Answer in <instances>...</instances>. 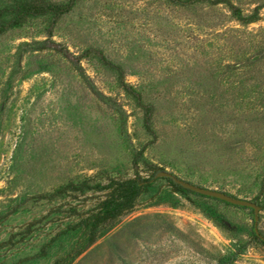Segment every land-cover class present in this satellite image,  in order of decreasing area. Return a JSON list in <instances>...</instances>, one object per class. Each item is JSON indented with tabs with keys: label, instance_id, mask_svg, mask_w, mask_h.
Masks as SVG:
<instances>
[{
	"label": "rangeland",
	"instance_id": "1",
	"mask_svg": "<svg viewBox=\"0 0 264 264\" xmlns=\"http://www.w3.org/2000/svg\"><path fill=\"white\" fill-rule=\"evenodd\" d=\"M27 1L0 0V264H264L250 207L160 177L93 243L68 227L102 192L51 196L166 170L257 203L264 235V0H45L70 6L13 26Z\"/></svg>",
	"mask_w": 264,
	"mask_h": 264
},
{
	"label": "trees",
	"instance_id": "2",
	"mask_svg": "<svg viewBox=\"0 0 264 264\" xmlns=\"http://www.w3.org/2000/svg\"><path fill=\"white\" fill-rule=\"evenodd\" d=\"M69 6L70 4L68 3H48L45 0H28L27 2L17 6V15L13 18L12 24L13 26H18L26 16L42 14L49 10L64 12L68 10ZM132 92L135 94H140V92H137L136 90H133ZM156 172L157 171H155L149 177L116 178L109 176L107 177V181L105 183L98 182L92 186L87 185L86 182H82L79 185L72 183L55 190L53 193H51V196L61 195L65 193L68 188L73 190L92 188L102 192L98 203L94 207L85 211L75 224L68 227L71 230L78 227L87 228L88 243H93L98 237L99 229L102 224L118 218L124 212L128 211L134 206L138 196L158 178L155 176ZM161 178L165 179L177 191L205 196L182 187L169 177ZM213 199L230 204L217 198ZM254 235L256 239L264 246V235L256 230V225L254 228ZM228 262L229 260H226L223 264H227Z\"/></svg>",
	"mask_w": 264,
	"mask_h": 264
},
{
	"label": "water",
	"instance_id": "3",
	"mask_svg": "<svg viewBox=\"0 0 264 264\" xmlns=\"http://www.w3.org/2000/svg\"><path fill=\"white\" fill-rule=\"evenodd\" d=\"M155 176L158 178L159 177L160 178L161 177H169L173 181H175L176 183L180 184L182 187L190 189V190L197 192L201 195L217 198V199L223 200V201L228 202V203L233 204V205L250 207L254 212V223L256 225L257 218H258V211L260 210V206L253 201H250L247 199H242L239 197H235V196L228 194L226 192H223V191H219V190L211 189V188H206V187L194 184L190 181L179 178L176 175H174L173 173L166 171V170L157 171L155 173Z\"/></svg>",
	"mask_w": 264,
	"mask_h": 264
}]
</instances>
